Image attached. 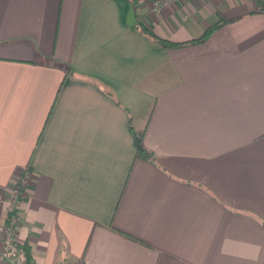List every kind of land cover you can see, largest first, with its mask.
I'll return each instance as SVG.
<instances>
[{
	"label": "crops",
	"instance_id": "crops-1",
	"mask_svg": "<svg viewBox=\"0 0 264 264\" xmlns=\"http://www.w3.org/2000/svg\"><path fill=\"white\" fill-rule=\"evenodd\" d=\"M132 5L0 0V238L26 173L33 264H264L262 5Z\"/></svg>",
	"mask_w": 264,
	"mask_h": 264
},
{
	"label": "built area",
	"instance_id": "built-area-1",
	"mask_svg": "<svg viewBox=\"0 0 264 264\" xmlns=\"http://www.w3.org/2000/svg\"><path fill=\"white\" fill-rule=\"evenodd\" d=\"M179 0H153L152 8L155 10H160L162 7L167 6L170 3L178 2ZM24 184L22 182H19ZM18 192V186L16 185L12 193ZM2 198H0L1 203ZM20 198H10L9 209L8 212H11L10 219L6 223L3 236L0 238V264H24L23 257L20 253V250L17 247L15 240V231H14V223L15 216L18 211Z\"/></svg>",
	"mask_w": 264,
	"mask_h": 264
},
{
	"label": "trees",
	"instance_id": "trees-1",
	"mask_svg": "<svg viewBox=\"0 0 264 264\" xmlns=\"http://www.w3.org/2000/svg\"><path fill=\"white\" fill-rule=\"evenodd\" d=\"M259 5H262L260 7V9H264V5H263V1L262 0H255ZM136 21L134 23V27H136L137 29H139L143 34H145L146 36L152 38L153 40H155L157 43L161 44L162 46H166V45H172L175 44L177 42H172L170 40L167 39H163L161 37H159L155 32H153V30L149 29L146 24L144 23L143 19L136 15ZM217 24H213L211 25L209 28H207L204 33L198 37L197 39H194L195 41H202L205 39V37L214 29V27ZM133 145L135 147V155L142 157V158H151L153 156V154L151 153V151H149L143 144V131H138L135 132L133 131ZM23 188V184L18 183V190L21 192ZM10 215L11 212L8 213V217L6 222L9 221L10 219ZM18 247L20 248V250L24 253L25 259H26V264H33L32 263V258L29 252L28 247L25 244H19Z\"/></svg>",
	"mask_w": 264,
	"mask_h": 264
},
{
	"label": "rangeland",
	"instance_id": "rangeland-1",
	"mask_svg": "<svg viewBox=\"0 0 264 264\" xmlns=\"http://www.w3.org/2000/svg\"><path fill=\"white\" fill-rule=\"evenodd\" d=\"M125 1H127V0H125ZM128 1H131V3H132V0H128ZM153 1V0H152ZM135 21H136V17H135ZM26 175V173H23L22 175H21V178H20V180H19V182H22V180H23V182L25 183V176ZM18 182V183H19ZM17 186H18V184H16ZM16 185H14L13 187H12V189H11V193H10V198H14L15 196H16V198H20V195H21V192L18 190V192H16V193H12V190H13V188L16 186ZM0 198H1V194H0ZM9 213V212H8ZM16 244H17V247H18V243L16 242ZM18 249L20 250V248L18 247ZM20 253H21V255H22V257H23V262H24V264H26V259H25V256H24V253L20 250Z\"/></svg>",
	"mask_w": 264,
	"mask_h": 264
},
{
	"label": "water",
	"instance_id": "water-1",
	"mask_svg": "<svg viewBox=\"0 0 264 264\" xmlns=\"http://www.w3.org/2000/svg\"><path fill=\"white\" fill-rule=\"evenodd\" d=\"M128 8L126 12V23L128 25H132L135 22V15H134V9L131 1H126Z\"/></svg>",
	"mask_w": 264,
	"mask_h": 264
},
{
	"label": "bare ground",
	"instance_id": "bare-ground-1",
	"mask_svg": "<svg viewBox=\"0 0 264 264\" xmlns=\"http://www.w3.org/2000/svg\"><path fill=\"white\" fill-rule=\"evenodd\" d=\"M7 223V222H6Z\"/></svg>",
	"mask_w": 264,
	"mask_h": 264
}]
</instances>
